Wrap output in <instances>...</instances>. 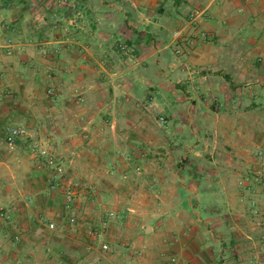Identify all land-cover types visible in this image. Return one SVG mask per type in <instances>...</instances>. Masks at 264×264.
Listing matches in <instances>:
<instances>
[{
	"label": "rangeland",
	"instance_id": "rangeland-1",
	"mask_svg": "<svg viewBox=\"0 0 264 264\" xmlns=\"http://www.w3.org/2000/svg\"><path fill=\"white\" fill-rule=\"evenodd\" d=\"M143 1L118 0L117 7L112 8L125 11L128 19L135 22L139 4L147 7ZM151 1L152 7L147 9L150 21L167 25L168 33L175 31L173 38L178 39L181 26L174 21V12L179 11V5L169 9L170 4L175 6L174 0ZM96 3L97 0H0V167L6 169L0 168V187H40L41 196L53 199L47 201V214L40 210V222L31 224L32 230L39 228L38 234L50 236L48 244L40 248L45 259L49 264H264V160L258 159V170L253 165L240 170L209 159L215 154L203 151V138L208 136L202 128L205 113H197L202 124L199 127L176 131L174 121L180 110H165L152 103L153 88H141L138 95L130 96L125 92L129 89L126 80L115 83L101 74L99 78L79 81L60 74L58 61L69 49H50L46 42L74 41L77 25L89 23L90 17L87 20L82 16L85 9L98 6ZM184 6L179 13L193 24L207 20L209 25L224 23L219 12L211 11L215 7L229 12L239 9L246 25L256 21L264 25V0H194ZM254 11L258 14H252ZM169 12V19L155 17ZM245 31L242 41L247 54L251 51L246 47L249 40H264V35ZM199 35L208 42L218 38L204 30ZM9 39L16 45L11 55L5 48ZM124 45L127 43H117V52L133 60L136 50L129 45L124 49ZM254 61L263 73V47ZM109 62L101 66L115 69L122 65ZM109 91L116 93L112 102L108 100L112 94ZM114 102L113 113L107 114L109 104ZM91 106L103 109L93 113L96 122L120 111L121 127L114 133L79 128L82 122L96 123L81 110ZM14 107L23 110L12 112ZM184 115L180 122L188 125L193 121L185 110ZM7 125L24 126L29 136L9 145L4 136ZM80 134L85 136L82 141L86 139L90 144L77 142ZM98 137L102 143H98ZM183 140L192 143L187 145ZM95 148L106 157L101 172L104 176L92 172L101 168L99 164L94 168L91 159L97 153ZM49 153L61 161L63 170L57 176L43 164L39 167ZM2 155L14 156V160L3 161ZM82 157L87 160L83 164H71V159L78 161ZM108 162L111 171H106ZM53 184L59 189L49 193ZM17 197L29 201L31 193ZM42 200L41 197L39 202ZM187 200L192 208L184 206ZM3 211L0 210L2 219L11 215L10 210ZM71 217L75 222L69 220ZM49 219L55 224L53 229L47 226ZM147 226L151 229L145 231ZM235 232L255 237L244 235L238 241L234 239ZM238 242L247 251L241 260L235 253ZM103 244L108 248L103 249Z\"/></svg>",
	"mask_w": 264,
	"mask_h": 264
},
{
	"label": "crops",
	"instance_id": "crops-1",
	"mask_svg": "<svg viewBox=\"0 0 264 264\" xmlns=\"http://www.w3.org/2000/svg\"><path fill=\"white\" fill-rule=\"evenodd\" d=\"M97 1L98 6L94 5L95 9L90 6V9H85L82 16H85L87 20L90 17L89 23L77 25L74 41L52 39L46 42L50 49L63 46L69 49L64 50V58L58 61L57 66L62 68L60 74L79 81L99 78L101 74L111 78L115 83H123L126 80L125 83L129 89L125 92L130 96L137 94L141 88H153L155 96L150 99L152 103L161 105L165 110L171 107L180 110L174 121L176 131L182 132L183 128L195 129L202 125L197 113L203 111L205 114L202 115V128L208 134L207 138H203V151L215 154L209 159L212 158L219 163L222 162V164L225 163L240 170H246L252 165L255 169H260L261 161H258L257 153L261 150L264 152V70L263 73L259 71L254 58L258 55L259 49L264 48V40L256 38L252 41L250 39V44L246 47L251 48V51L244 54L242 36L246 30L245 33H256V36L260 37L261 33L264 35V29H259V27L264 28V25L259 24V21L246 25L239 9L229 12L215 7L211 11L216 14L219 12L218 15L224 23L209 25L206 23L207 20L201 24H193L189 20L186 21L179 11H184V5L194 0H174L175 6L170 4L168 8L175 9L179 5L177 7L179 11L174 12V21L181 26L178 32L180 37L174 39L175 31L169 30L168 33L167 25L150 21L147 9L148 6L152 7L151 0L143 1L147 2L145 8L139 4V8L136 9L138 17H135V22L128 19L125 11L123 13L121 10L112 8L116 6L118 0H113V4H110V0ZM121 5L119 8L122 9ZM258 11L260 13L259 9ZM258 13L254 11L252 14L257 15ZM169 15L170 12L155 17L166 20V18L169 19ZM181 19L184 22H180ZM203 30L208 31L212 37H218L217 40L208 42L198 38L201 37L199 33ZM119 42H126L130 47H134L136 57L133 60L126 59L119 51L117 52ZM109 61H116L122 65L115 69L108 68L110 69L108 71L101 66V63H110ZM225 74L230 78H225ZM109 92L112 94H109L108 100L112 102L116 93L115 91ZM29 96H31V91L27 92V97ZM88 96L94 98L93 94L89 93ZM114 107L115 102L109 104L107 114H112ZM14 109L12 112L23 110L18 107ZM81 110L90 114V120H95L94 114L97 110L103 109L91 106L90 108L82 107ZM184 110L190 114V117H193V121L189 119L188 125L180 122L184 120ZM119 112L116 116L108 117L107 115L101 121L96 122L95 120L96 123L92 125H89L92 121L82 122L78 127L85 130L93 128L99 133L112 131L114 133L123 122ZM87 123L88 127H86ZM202 128L199 129L202 130ZM194 132L196 133L195 130ZM78 133H84V131ZM82 138L85 136L80 134L77 142L82 141ZM98 138V143H102V139ZM182 138L179 136V139ZM103 139H107L108 142L113 141L112 137ZM86 142L87 140L83 139L80 144L84 145ZM183 142L187 145L192 143L191 140H183ZM94 150L97 152L94 157H91L95 164L94 168L97 164L101 168L100 170L93 169L92 172L99 176L104 172L102 164L106 157L101 155L97 148ZM1 158L3 161L14 160V156L5 155L4 157L2 155ZM85 161L87 160H84V157L78 161L70 160L71 164L75 165L77 162L83 164ZM107 164L109 167L106 171H111L110 163ZM0 168L6 170L5 167ZM226 171L232 172L228 169ZM39 188L0 187V210H4L3 212L10 210L11 214L6 216L8 220L0 217V264H49V261L45 259L44 251L40 248L43 244H48L50 236H46L43 232L38 234L39 228L35 231L31 227V224L35 226L40 222L39 212L43 210L45 213L48 206L47 201H53L52 198L47 199L46 196H41L42 189ZM28 192L31 193V200L15 199L18 198L17 196H25ZM261 195L263 196L262 193ZM41 197L43 200L39 202ZM235 233L234 239L238 241L244 239V235L249 238L255 237L253 234L248 236L244 232ZM241 245L238 242L235 250L239 260L246 251ZM250 254L254 255V252L251 251Z\"/></svg>",
	"mask_w": 264,
	"mask_h": 264
},
{
	"label": "built area",
	"instance_id": "built-area-1",
	"mask_svg": "<svg viewBox=\"0 0 264 264\" xmlns=\"http://www.w3.org/2000/svg\"><path fill=\"white\" fill-rule=\"evenodd\" d=\"M177 34L178 33H175L174 35L176 36ZM5 48H6L7 54L11 55L14 52L16 45L14 44V41L12 39H9L7 41V44L5 45ZM122 48L127 49L128 46L124 45V46H122ZM28 136H29V131L24 126H8L6 128V131H5V141L9 145L15 144L19 139H23V138L28 137ZM257 158L259 160L264 159V152L262 150L257 153ZM42 164H43L44 168H49V169L53 170V173L55 176H57V174H60L63 170L60 159L57 158L52 153H49L46 156L44 161H41V163L39 164V167ZM57 189H59V187H56V184H53L52 187H49L48 191H49V193H52V192H55ZM67 200H68V206H70V204L72 202V197L69 195L67 197ZM109 214L114 215V212L110 211ZM69 220L71 222H75L74 217H71ZM48 227L53 229L55 227L54 222H50L48 224ZM102 248L107 249L108 245L103 244Z\"/></svg>",
	"mask_w": 264,
	"mask_h": 264
},
{
	"label": "trees",
	"instance_id": "trees-1",
	"mask_svg": "<svg viewBox=\"0 0 264 264\" xmlns=\"http://www.w3.org/2000/svg\"><path fill=\"white\" fill-rule=\"evenodd\" d=\"M15 1H19L21 3L22 0H15ZM225 78H230L228 75H224ZM184 206L187 207V208H192V206H189V201L187 200L185 203H184ZM199 208V207H197ZM202 208V207H201Z\"/></svg>",
	"mask_w": 264,
	"mask_h": 264
},
{
	"label": "water",
	"instance_id": "water-1",
	"mask_svg": "<svg viewBox=\"0 0 264 264\" xmlns=\"http://www.w3.org/2000/svg\"><path fill=\"white\" fill-rule=\"evenodd\" d=\"M148 229H151V226H147L145 231H147Z\"/></svg>",
	"mask_w": 264,
	"mask_h": 264
}]
</instances>
